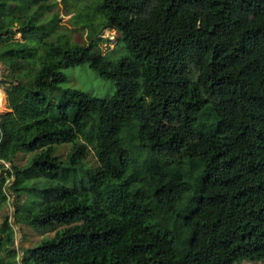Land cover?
<instances>
[{
    "label": "trees",
    "instance_id": "1",
    "mask_svg": "<svg viewBox=\"0 0 264 264\" xmlns=\"http://www.w3.org/2000/svg\"><path fill=\"white\" fill-rule=\"evenodd\" d=\"M58 4L81 17L88 43L49 36ZM90 9L86 0H0L9 109L0 169L11 178H1L0 203L5 186L26 197L16 223L54 231L22 260L181 264L235 201L249 260L264 258V0H93ZM105 30L125 48L112 60ZM84 63L114 82L112 95L60 86L64 68ZM18 153L30 157L18 165ZM7 229L5 220L0 251L13 262L0 255V264H19Z\"/></svg>",
    "mask_w": 264,
    "mask_h": 264
},
{
    "label": "rangeland",
    "instance_id": "2",
    "mask_svg": "<svg viewBox=\"0 0 264 264\" xmlns=\"http://www.w3.org/2000/svg\"><path fill=\"white\" fill-rule=\"evenodd\" d=\"M92 1L93 0H86L87 14L91 13L90 5ZM52 11L58 12L60 19L56 23L50 25L46 30L49 31V36H51V38L62 39V41H66L69 45L88 43L90 36L89 29L81 25V17H77L74 13H66L61 4L54 6ZM16 37L20 39L19 34ZM100 37L102 39L100 41L101 49L108 59H115L125 53V48L118 40V34L115 30H105L100 34ZM0 68L4 75V68L1 64ZM63 72L66 78L65 81L60 84L62 88L83 90L96 97H106L112 95L115 91L113 81L103 79L99 76L97 71L90 68L86 63L66 67L63 69ZM3 75L1 78L2 80ZM1 87L4 91L2 83ZM8 110L5 96V106H0V114ZM70 149L71 144L64 143L58 145L56 147V154L64 159ZM29 157L30 154L28 153H18L15 163L21 165L25 163ZM86 161L89 165L96 164V159L92 153L88 155ZM8 168L9 166L4 163V169L8 170ZM5 171L0 169V182L2 177L8 178V182L11 179ZM2 190L6 192V200L0 203V228L3 227L5 220L12 228V231L7 229V233H11L12 235L9 247L15 251L13 259L19 264H32L22 260L23 249L36 245L42 237L52 236L54 231L43 232L42 230L32 228L23 223H16V205L23 203L26 197L22 196L20 199H16L13 194L9 193L5 186H3ZM241 206V201L233 202L230 211L224 217L221 224H208V229L210 230L209 239L199 244L191 255L183 259L181 264H206L208 261L216 264H264V258L259 261L249 260L248 251H250L249 248L251 244L248 243L246 238L248 230L247 222L238 214ZM4 237L5 232L0 231V238ZM255 250L256 248H254V252L256 253L257 250ZM0 255L3 256L4 261L8 262L9 260V262H13L11 260L12 258L9 259L7 257V252L1 250Z\"/></svg>",
    "mask_w": 264,
    "mask_h": 264
},
{
    "label": "built area",
    "instance_id": "3",
    "mask_svg": "<svg viewBox=\"0 0 264 264\" xmlns=\"http://www.w3.org/2000/svg\"><path fill=\"white\" fill-rule=\"evenodd\" d=\"M2 75H3V72H2V69L0 68V104L2 103L1 106H5V94H4V91L1 89L2 88L1 87ZM1 95H2V97H1ZM2 100H3V102H2Z\"/></svg>",
    "mask_w": 264,
    "mask_h": 264
},
{
    "label": "water",
    "instance_id": "4",
    "mask_svg": "<svg viewBox=\"0 0 264 264\" xmlns=\"http://www.w3.org/2000/svg\"><path fill=\"white\" fill-rule=\"evenodd\" d=\"M1 136V135H0Z\"/></svg>",
    "mask_w": 264,
    "mask_h": 264
}]
</instances>
